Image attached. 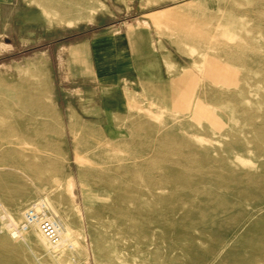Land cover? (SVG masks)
I'll use <instances>...</instances> for the list:
<instances>
[{
	"label": "rangeland",
	"instance_id": "374dc122",
	"mask_svg": "<svg viewBox=\"0 0 264 264\" xmlns=\"http://www.w3.org/2000/svg\"><path fill=\"white\" fill-rule=\"evenodd\" d=\"M102 1L160 11L185 66L106 109L94 77L50 71L51 1L0 14V264H264V0ZM37 203L74 248L19 229Z\"/></svg>",
	"mask_w": 264,
	"mask_h": 264
},
{
	"label": "crops",
	"instance_id": "0c3cea01",
	"mask_svg": "<svg viewBox=\"0 0 264 264\" xmlns=\"http://www.w3.org/2000/svg\"><path fill=\"white\" fill-rule=\"evenodd\" d=\"M24 1H51L50 6L46 4L47 7L43 8L45 15L70 27L66 28L64 35L47 42L46 52L51 54L47 55L52 64L50 71L85 72V75L94 77L92 80L99 94L104 96L106 109L111 105L109 98H105L106 93L116 95L123 90L124 96L120 92L119 98L115 99L117 105L112 106L117 107L123 102L120 100L125 97V82L145 84L139 79L144 74L158 72L157 75L162 76L171 72L169 69H172L173 63L169 59L173 60L177 69L185 66V58L175 56L170 49L172 44H168L156 31L154 17L160 11H147L125 19L131 7L124 5L117 9L102 0ZM24 1L0 0V14L7 8L15 10ZM117 15L120 18L117 19ZM85 19L91 20L84 22Z\"/></svg>",
	"mask_w": 264,
	"mask_h": 264
},
{
	"label": "built area",
	"instance_id": "2783aa9c",
	"mask_svg": "<svg viewBox=\"0 0 264 264\" xmlns=\"http://www.w3.org/2000/svg\"><path fill=\"white\" fill-rule=\"evenodd\" d=\"M37 225L40 232L51 242L56 245L60 240L61 227L57 221L46 218L44 205H33L28 207L23 213V221L19 226L21 231L27 230L33 225Z\"/></svg>",
	"mask_w": 264,
	"mask_h": 264
},
{
	"label": "bare ground",
	"instance_id": "6f19581e",
	"mask_svg": "<svg viewBox=\"0 0 264 264\" xmlns=\"http://www.w3.org/2000/svg\"><path fill=\"white\" fill-rule=\"evenodd\" d=\"M73 185V184H72ZM38 204V203H37ZM41 204H43L44 205V208H45V204L44 203H39V205H41ZM36 205V204H35ZM47 207H49V206H47ZM28 209V208H27ZM53 209V208H52ZM46 216V215H45ZM47 219H49V220H54V221H57L58 223H59V225H60V227H61V231H60V240H59V242L56 244V245H53V243H51L41 232H40V229L38 228V226L37 225H33V226H35L36 227V238H37V240H38V242L40 243V245L46 250V251H48V253L50 252V253H52L53 254V250H57V249H60V248H62V247H64V245L66 244V245H68V241H70L71 242V245L73 246H75V244L76 243H74V241L72 242V238H71V236H72V231L70 230V228L66 225V224H64V226H63V224H62V222L61 221H59L58 219H52V218H48V217H46ZM10 221H12V225H15L16 226V224L14 223V221L13 220H10ZM23 221V220H22ZM12 225H10V226H12ZM33 226H31V227H33ZM30 227V228H31ZM13 228H15V227H13ZM30 228H28V229H30ZM27 229V230H28ZM26 230V231H27ZM29 232V231H28ZM27 233V232H26ZM69 242V243H70ZM76 242V241H75ZM71 246V247H72ZM74 246H73V248H74ZM52 248V249H51Z\"/></svg>",
	"mask_w": 264,
	"mask_h": 264
}]
</instances>
